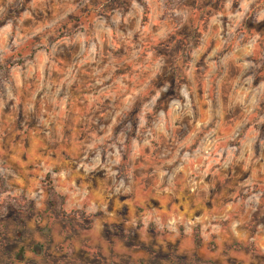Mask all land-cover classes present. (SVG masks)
Instances as JSON below:
<instances>
[{"label": "clouds", "instance_id": "obj_1", "mask_svg": "<svg viewBox=\"0 0 264 264\" xmlns=\"http://www.w3.org/2000/svg\"><path fill=\"white\" fill-rule=\"evenodd\" d=\"M0 264H264V0H0Z\"/></svg>", "mask_w": 264, "mask_h": 264}]
</instances>
